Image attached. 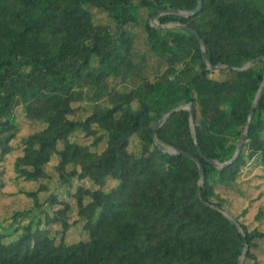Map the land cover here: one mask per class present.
<instances>
[{
  "label": "trees",
  "instance_id": "obj_1",
  "mask_svg": "<svg viewBox=\"0 0 264 264\" xmlns=\"http://www.w3.org/2000/svg\"><path fill=\"white\" fill-rule=\"evenodd\" d=\"M198 6L199 0H0V185L3 164L16 153L15 181L35 186L23 192L28 208L0 220V264H238L246 243L243 264H261L264 230L245 223L249 208L237 213L224 205L217 187L264 170V91L237 159L223 169L206 160L234 156L264 60L244 72L207 71L193 33L150 24L167 9ZM91 9L104 11L113 26L95 25ZM141 11L149 49L165 64L153 80L144 76L146 57L135 62L130 26H141ZM158 23L196 32L210 66L240 68L264 57V0H203L192 16L164 14ZM131 78L139 83L127 93L108 84ZM80 101L94 106L84 120L73 106ZM190 103L204 158L188 110L155 132L159 145L153 138L163 116ZM18 108L45 128L22 134ZM169 148L200 160V197L199 166ZM214 206L227 210L242 233ZM256 219H264L263 208ZM79 224L86 237L69 242L68 231Z\"/></svg>",
  "mask_w": 264,
  "mask_h": 264
},
{
  "label": "rangeland",
  "instance_id": "obj_2",
  "mask_svg": "<svg viewBox=\"0 0 264 264\" xmlns=\"http://www.w3.org/2000/svg\"><path fill=\"white\" fill-rule=\"evenodd\" d=\"M93 21L95 25H107L113 26L111 20L108 18L107 14L98 9L90 10ZM141 26L133 27L130 26L131 32L136 36L135 44V62H140V59L145 56L147 59V67L144 71V76L148 79L153 80L156 74L165 71V64L154 56L150 49L149 45L145 40V33L143 30V23L146 19V12H140ZM214 76V74H212ZM139 81L136 78H131L128 82H122L117 79H110L108 84L111 88H115L121 93H127L131 89L135 88L138 85ZM88 94H93V90L89 89ZM106 101L101 102L102 106L106 105ZM74 107H81L82 110L76 115L77 119H87L92 115L94 106L87 104L83 101L75 102ZM18 122L22 126V134H25L27 131L31 132H40L45 128V123L41 120H29L22 113L20 108L17 109ZM72 118V117H71ZM27 123V124H26ZM132 148L138 154L139 153V142L137 138L132 139ZM17 154L14 153L7 157V161L3 164L6 166L4 169V174L2 177V185H0V220L11 218L13 213L17 210L26 209L31 205V200L26 197L23 193L27 190H32L35 186H32L30 183H18L14 179L13 173V160ZM49 172H52L49 169ZM49 185L53 190L54 186L50 181H43ZM217 191L223 196V204L228 205L232 208L234 212L239 213L245 208H249L248 214L246 215L244 221L250 227H260L264 230V219L257 220L256 214L260 208L264 209V170L263 168L253 170L250 173L243 174L239 178L237 183L222 184L217 187ZM47 193L42 192L40 198L42 200L47 198ZM58 229L57 226L53 227ZM86 233L82 230V224L71 228L68 231L67 240L69 242H76L80 238H85ZM259 258L262 261L261 264H264V241H259Z\"/></svg>",
  "mask_w": 264,
  "mask_h": 264
},
{
  "label": "water",
  "instance_id": "obj_3",
  "mask_svg": "<svg viewBox=\"0 0 264 264\" xmlns=\"http://www.w3.org/2000/svg\"><path fill=\"white\" fill-rule=\"evenodd\" d=\"M202 4H203V0H199L198 8L195 11H192V12L180 11V10H175V9H167V10L161 12L160 14H158L157 16L152 17L150 19V24L152 26H154V27H157V28H180V29H183V30H186V31H189V32L193 33L199 39V42H200V45H201V49H202L203 61L207 65V71L227 70V71H235V72H244V71H247V70L251 69L252 67L257 65L258 63H260L262 60H264V57H261V58H258L256 60H253V61L247 63L245 66L240 67V68L233 67V66H228V65H224V64H219L217 66H210L207 63V60H206V51H205V47H204V42L200 39L199 35L196 32L191 30L188 26L182 25V24H179V23L169 24V25H166V26L160 25L158 23V18L160 16L164 15V14H176V15L183 16V17H190L193 14L197 13L198 11H200V9L202 8ZM263 91H264V79H263V81H262V83H261V85H260V87H259V89H258V91L256 93V96H255V98L253 100V103H252V106H251V109H250V113H249V116H248V119H247V122H246V125H245V129H244V131H243V133L241 135V138L239 140V143H238V146H237V149H236V152H235L234 156L229 161H227L225 163H220V162L215 161V160L207 159L206 161L208 163H210L211 165L217 167L218 169H223L224 167H227L229 164H231L233 161H235L237 159V157L239 156V154H240V152L242 150L244 142L246 140V136H247V132H248L249 126L251 124L252 118L254 116L255 110H256V108L258 106V103L260 101V98H261V95H262ZM182 110H188L189 113H190L192 137H193L194 142H195V144L197 146V149H198V152H199L200 156L202 158H204L202 153H201V151H200V148L198 146L197 139H196L195 121H194V109H193V105L191 103L188 104V105L179 106V107L171 110L165 116H163V118L156 124V126L154 128V136H153V138H154L156 144L159 145L160 142L156 138L155 132L159 128H161L169 120L171 115H173L174 113H177L179 111H182ZM169 150L173 154H182V155H185V156L191 158L199 166V169H200V172H201V184H200L198 195L200 197L201 187H202V185L205 182V175H204L203 167H202V164H201L200 160L197 159L196 157L192 156L191 154L183 152L181 150H176V149H171V148H169ZM214 207L218 211H220L238 229V231L240 233H242V229H241L239 223L237 222V220L227 210H225V209H223L221 207H216V206H214ZM247 250H248V246H247V243H246L245 244V249H244L243 254L241 255V257H240V259L238 261V264H243V262L245 260V257H246Z\"/></svg>",
  "mask_w": 264,
  "mask_h": 264
},
{
  "label": "crops",
  "instance_id": "obj_4",
  "mask_svg": "<svg viewBox=\"0 0 264 264\" xmlns=\"http://www.w3.org/2000/svg\"><path fill=\"white\" fill-rule=\"evenodd\" d=\"M50 173H51V172H50ZM241 177H242V176H241ZM241 177H240V178H241Z\"/></svg>",
  "mask_w": 264,
  "mask_h": 264
}]
</instances>
